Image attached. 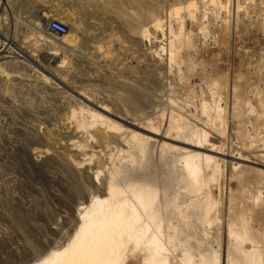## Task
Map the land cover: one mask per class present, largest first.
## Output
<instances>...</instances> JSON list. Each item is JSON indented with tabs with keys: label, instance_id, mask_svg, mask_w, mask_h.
I'll list each match as a JSON object with an SVG mask.
<instances>
[{
	"label": "rangeland",
	"instance_id": "obj_1",
	"mask_svg": "<svg viewBox=\"0 0 264 264\" xmlns=\"http://www.w3.org/2000/svg\"><path fill=\"white\" fill-rule=\"evenodd\" d=\"M191 1L197 9L186 16L179 8ZM215 3L0 0V264H32L65 245L92 198H107L109 184L136 188L128 178L140 180L148 156L159 172L178 168L200 148V129L205 145L220 148L210 214L222 210L213 223L185 217L175 235L219 248L226 153L264 175L251 152L263 147L264 0ZM50 18L66 23L65 35L46 30ZM156 126L166 131L164 147ZM195 199L181 194L188 212ZM252 219L257 225L264 213Z\"/></svg>",
	"mask_w": 264,
	"mask_h": 264
},
{
	"label": "bare ground",
	"instance_id": "obj_2",
	"mask_svg": "<svg viewBox=\"0 0 264 264\" xmlns=\"http://www.w3.org/2000/svg\"><path fill=\"white\" fill-rule=\"evenodd\" d=\"M207 1L218 3V0ZM193 8L197 9L195 1L184 3L179 10L183 14L188 12V16ZM47 31L56 39L65 35L58 36ZM262 114L264 115V110L259 115L260 119L263 118ZM262 120L264 122V118ZM159 126L155 127L154 134L164 147L167 134L165 130L159 131ZM207 136L204 129L198 131L200 148L186 152L178 168H163L164 171L160 168L162 172H159L154 167L156 162L148 156L144 163L146 172L140 180L128 178L137 183L136 188L129 185L118 190L109 184L107 198L94 197L83 209L79 215V225L70 240L65 245L50 250L32 264H264V221L255 225L252 219L257 210L264 213V175L260 167L249 164L238 153H226L229 185L227 206L225 209L222 206L225 210L222 216L226 220V228L224 232L219 230V248L214 249L210 245L200 248L194 235H175L185 217L193 222L200 220L213 223V220H219L216 213H220L222 209L210 213L213 206L216 205L217 209L219 204L215 195L216 186L211 184L216 182L221 170L218 163L220 148L214 150L205 145ZM261 142L263 147L256 145L258 150L253 148L254 150L249 151L254 157L264 160V133ZM133 143L139 149L145 146L143 138L137 135L133 137ZM241 144L247 147L245 143ZM213 156L216 158L212 162L210 159ZM163 160L168 161L163 158L161 162ZM208 164L211 166L210 170L207 169L201 176V171ZM148 169L153 175L148 173ZM248 171L253 172V178L246 177V174L249 175ZM179 183L183 185L177 187ZM184 193L196 196V209L191 208L188 212V206L182 205L181 194ZM197 210L200 211V216L197 215ZM207 226L210 227L209 224ZM205 234L210 240V235Z\"/></svg>",
	"mask_w": 264,
	"mask_h": 264
},
{
	"label": "built area",
	"instance_id": "obj_3",
	"mask_svg": "<svg viewBox=\"0 0 264 264\" xmlns=\"http://www.w3.org/2000/svg\"><path fill=\"white\" fill-rule=\"evenodd\" d=\"M47 28L50 32H53L58 36L64 34L67 31L66 23L56 18L48 19Z\"/></svg>",
	"mask_w": 264,
	"mask_h": 264
}]
</instances>
